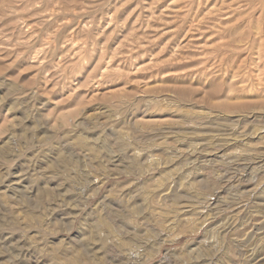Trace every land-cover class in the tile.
I'll return each instance as SVG.
<instances>
[{"label":"rangeland","instance_id":"374dc122","mask_svg":"<svg viewBox=\"0 0 264 264\" xmlns=\"http://www.w3.org/2000/svg\"><path fill=\"white\" fill-rule=\"evenodd\" d=\"M0 264H264V0H0Z\"/></svg>","mask_w":264,"mask_h":264}]
</instances>
